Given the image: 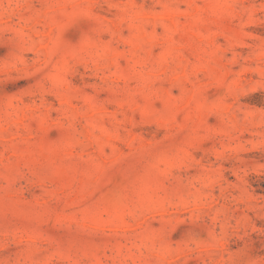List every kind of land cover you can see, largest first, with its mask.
I'll return each instance as SVG.
<instances>
[{
  "label": "rangeland",
  "instance_id": "rangeland-1",
  "mask_svg": "<svg viewBox=\"0 0 264 264\" xmlns=\"http://www.w3.org/2000/svg\"><path fill=\"white\" fill-rule=\"evenodd\" d=\"M0 264H264V0H0Z\"/></svg>",
  "mask_w": 264,
  "mask_h": 264
}]
</instances>
